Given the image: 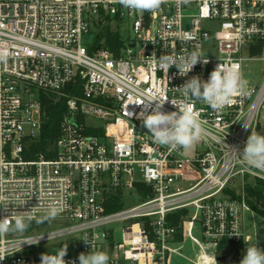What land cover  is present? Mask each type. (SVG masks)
Masks as SVG:
<instances>
[{
  "label": "built area",
  "instance_id": "1",
  "mask_svg": "<svg viewBox=\"0 0 264 264\" xmlns=\"http://www.w3.org/2000/svg\"><path fill=\"white\" fill-rule=\"evenodd\" d=\"M102 24L121 32L118 54L89 52ZM2 51L8 56L0 61V203H10L7 211L0 205V219L40 200L33 215L44 222L33 220L24 233L43 236L37 244L14 247L0 264H40L42 254L60 248L43 253L47 244H68L73 252L64 259L79 264V254L91 250L84 237L109 255V264H170L188 237L204 252L244 240V214L252 211L246 190L264 183V173L231 151L242 152L252 130L264 134V71L258 85L248 80L250 95L222 111L195 102L205 134L191 155L156 145L138 118L151 109L130 103L163 92L169 99L163 110L177 111L170 100L183 99L176 87L192 76L207 80L224 63L239 64L245 77L250 63H264V0H167L143 13L115 0H0ZM193 51L208 63L198 62L184 77L173 66L165 77L161 55ZM78 79L82 95L68 99L56 156L26 159V147L42 131L41 95L66 96ZM127 192L141 203L124 207ZM49 205L57 214L44 219ZM115 205L122 207L110 210Z\"/></svg>",
  "mask_w": 264,
  "mask_h": 264
},
{
  "label": "clouds",
  "instance_id": "2",
  "mask_svg": "<svg viewBox=\"0 0 264 264\" xmlns=\"http://www.w3.org/2000/svg\"><path fill=\"white\" fill-rule=\"evenodd\" d=\"M115 2L130 11L143 13L159 10L163 4L167 3V0H115ZM188 2L189 0H177L178 4H187ZM152 55L154 56L155 53ZM7 56V51L0 52V61L6 60ZM201 61L204 64L208 63V59H204L199 51L179 56L161 55L158 58L159 67L166 78L169 69L173 66L178 69V74L184 77ZM248 84V80L240 71L239 64L228 66L220 63L211 71L207 80H202L199 76H192L183 85L176 87L183 99L180 101L171 99L170 103L178 109L177 111L165 112L163 110L165 103L169 100L163 92L146 94L142 103L133 101L130 104L144 105L146 109H151V111H141L138 118L142 120L143 126L148 130L156 145L172 150H187L197 144L201 136L205 134L201 110L195 107V102L204 103L213 111H222L235 104L236 97L250 95L251 90ZM153 102L156 103L153 104ZM128 115L131 117L133 114L128 112ZM244 127L249 128L247 122L244 123ZM231 154L249 170L264 173V134L252 130L242 152L234 146ZM9 203H0V205L7 211ZM37 207L24 212L13 210L11 215L0 219V261L4 260L6 256L14 254V247L20 248L22 243L37 244L43 237H24V233L33 220L37 223L44 222L33 215V210ZM45 211L47 215L44 219H52L57 214V208L52 205H49ZM10 234L21 238L8 244L6 238ZM81 240L91 245V250L88 253L79 254V264H109L110 257L106 252L94 250V244L87 237ZM67 248L68 245H64L55 255L42 254L40 264H69L64 259L67 255ZM203 259L205 264H217L216 254L204 256ZM71 264H76V262L72 261ZM240 264H264V249L256 245L248 246Z\"/></svg>",
  "mask_w": 264,
  "mask_h": 264
},
{
  "label": "trees",
  "instance_id": "3",
  "mask_svg": "<svg viewBox=\"0 0 264 264\" xmlns=\"http://www.w3.org/2000/svg\"><path fill=\"white\" fill-rule=\"evenodd\" d=\"M101 26V30L95 33L94 43L88 48L89 52L92 54L99 49H105L118 54L123 45L121 32L114 31L110 24H102ZM63 92L66 96L60 98L54 94L41 95L43 109L42 131L40 137L31 141L26 147L24 154L26 159L34 160L41 156L51 159L56 156V142L62 134V122L67 113L68 99L72 96L82 95V81L78 79L75 83L68 85ZM93 133L101 134L102 131L98 130ZM136 187L139 190L145 189L143 184H137ZM263 190L264 183H257L256 185L248 186L246 197L251 209L264 218ZM232 195L236 197L234 193H232ZM121 207V205H115L110 210H118ZM177 222L178 220L176 223ZM177 239L182 241V235H179ZM63 246L64 245L60 246V248ZM224 249L225 245H219L217 251L220 252ZM71 252H73L72 247L68 246L67 254Z\"/></svg>",
  "mask_w": 264,
  "mask_h": 264
},
{
  "label": "rangeland",
  "instance_id": "4",
  "mask_svg": "<svg viewBox=\"0 0 264 264\" xmlns=\"http://www.w3.org/2000/svg\"><path fill=\"white\" fill-rule=\"evenodd\" d=\"M124 36H127L128 33L125 31L123 32ZM87 43V40L85 41ZM264 71V63L257 62V63H250L248 68L246 69L245 79L251 80V84L255 85L261 82V78L263 76ZM257 79V80H256ZM89 124L94 125H101L100 122L88 119L87 121ZM196 150V146L194 145L192 148L185 150L188 155H191L193 151ZM237 192L239 193L238 189ZM240 194V193H239ZM237 195V194H236ZM141 203L140 198L138 195L131 194V192H127L124 196V207L129 208L136 206ZM243 233H244V240L238 244L230 247L228 249H224L220 252L214 251L212 247H208V250L205 252L200 247V245L192 240V238H187L183 249L180 251V254H174L171 258L170 264H203L202 263V256L203 252L208 255L216 254L217 257H229L225 259L223 263L217 264H229L233 261L234 264H240V261L243 259V256L246 254V250L248 246L256 245L261 249H264V218L257 214L256 212L249 211L244 214V220L242 223ZM189 228V226H188ZM195 236H199L195 234ZM117 242L121 241L120 234L117 235L116 238ZM247 242V243H246ZM60 246H56L53 244H47L42 247V252H50L58 250Z\"/></svg>",
  "mask_w": 264,
  "mask_h": 264
},
{
  "label": "water",
  "instance_id": "5",
  "mask_svg": "<svg viewBox=\"0 0 264 264\" xmlns=\"http://www.w3.org/2000/svg\"><path fill=\"white\" fill-rule=\"evenodd\" d=\"M229 257H217L216 260H217V263H222L225 259H228Z\"/></svg>",
  "mask_w": 264,
  "mask_h": 264
},
{
  "label": "bare ground",
  "instance_id": "6",
  "mask_svg": "<svg viewBox=\"0 0 264 264\" xmlns=\"http://www.w3.org/2000/svg\"><path fill=\"white\" fill-rule=\"evenodd\" d=\"M204 256H208V254L203 253L202 259H203ZM202 263H205V262H202Z\"/></svg>",
  "mask_w": 264,
  "mask_h": 264
},
{
  "label": "flooded vegetation",
  "instance_id": "7",
  "mask_svg": "<svg viewBox=\"0 0 264 264\" xmlns=\"http://www.w3.org/2000/svg\"><path fill=\"white\" fill-rule=\"evenodd\" d=\"M224 261H225V260H224ZM224 261H223V262H224ZM223 262H222V263H223ZM229 264H234V263H233V261H231Z\"/></svg>",
  "mask_w": 264,
  "mask_h": 264
},
{
  "label": "crops",
  "instance_id": "8",
  "mask_svg": "<svg viewBox=\"0 0 264 264\" xmlns=\"http://www.w3.org/2000/svg\"><path fill=\"white\" fill-rule=\"evenodd\" d=\"M242 243H243V242H242ZM242 243H241V244H242Z\"/></svg>",
  "mask_w": 264,
  "mask_h": 264
}]
</instances>
